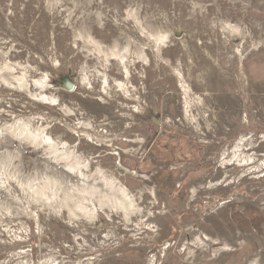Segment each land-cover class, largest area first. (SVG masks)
Segmentation results:
<instances>
[{
	"label": "rangeland",
	"instance_id": "374dc122",
	"mask_svg": "<svg viewBox=\"0 0 264 264\" xmlns=\"http://www.w3.org/2000/svg\"><path fill=\"white\" fill-rule=\"evenodd\" d=\"M0 264H264V0H0Z\"/></svg>",
	"mask_w": 264,
	"mask_h": 264
},
{
	"label": "water",
	"instance_id": "95a60500",
	"mask_svg": "<svg viewBox=\"0 0 264 264\" xmlns=\"http://www.w3.org/2000/svg\"><path fill=\"white\" fill-rule=\"evenodd\" d=\"M69 89H71V88H69Z\"/></svg>",
	"mask_w": 264,
	"mask_h": 264
}]
</instances>
